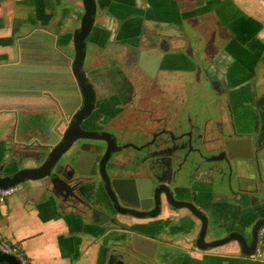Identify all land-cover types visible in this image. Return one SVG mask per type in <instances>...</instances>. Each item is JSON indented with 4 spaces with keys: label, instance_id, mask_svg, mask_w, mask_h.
Instances as JSON below:
<instances>
[{
    "label": "flooded vegetation",
    "instance_id": "flooded-vegetation-1",
    "mask_svg": "<svg viewBox=\"0 0 264 264\" xmlns=\"http://www.w3.org/2000/svg\"><path fill=\"white\" fill-rule=\"evenodd\" d=\"M207 49L188 45L191 62L158 58L157 51L142 60L137 46L115 51L116 58L97 51L82 85L68 60L73 79L68 75L62 133L75 120L69 137L80 136L116 167L118 190L95 179L91 203L85 200L92 209L79 214L97 238L117 242L111 261L104 245L95 264H258L264 206L259 214L250 192L230 201L208 179L229 153L236 166L241 154L249 156L251 175L259 165L264 170V58L217 60ZM189 161L200 167L179 192L175 172ZM193 204L204 211L214 204V219L204 224ZM227 244H234L227 253L217 250Z\"/></svg>",
    "mask_w": 264,
    "mask_h": 264
},
{
    "label": "crops",
    "instance_id": "crops-1",
    "mask_svg": "<svg viewBox=\"0 0 264 264\" xmlns=\"http://www.w3.org/2000/svg\"><path fill=\"white\" fill-rule=\"evenodd\" d=\"M81 2L0 0V167L19 138L63 129L68 75L73 79L67 62L75 51L72 33ZM99 3L88 37L90 62L97 51L116 58L115 51L124 54L134 46L141 49L137 57L142 60L157 58V51L158 58L191 62L184 49L193 43L204 44L217 60L264 58V0ZM163 32L170 36L168 52L150 44L155 33ZM44 196L38 183L22 184L2 206L0 231L31 264H95L102 248L91 224L73 211L62 213ZM233 245L217 250L227 253ZM261 253L258 264H264V248Z\"/></svg>",
    "mask_w": 264,
    "mask_h": 264
},
{
    "label": "water",
    "instance_id": "water-1",
    "mask_svg": "<svg viewBox=\"0 0 264 264\" xmlns=\"http://www.w3.org/2000/svg\"><path fill=\"white\" fill-rule=\"evenodd\" d=\"M100 9L99 0H82L80 11H78L79 25L75 27L72 33L75 47L72 55V70L79 80V85H82L86 80L87 70L85 66L90 60L88 57V37L93 31L95 19ZM168 38L170 36L167 33H155L150 44L152 46L158 45L163 52H168L170 51ZM140 54L141 49L137 46L136 56L139 57ZM74 122L75 120H72L69 124L67 134H63L60 130H54L48 132L45 137L26 135L19 138L9 159L0 167V185L38 183L44 189L45 199L60 208L62 213H67L70 210L80 215L88 213L92 209L91 204L85 200L91 203L88 191L93 188V185H98L95 179L102 181L105 189L118 190L115 175L116 167L106 157V153L97 154L91 147L86 146L85 142L79 141L80 136L78 135L69 137ZM241 147L243 148V145ZM240 157L243 158V162H238L236 166L234 155L229 153L220 167L214 168L211 178L208 179V184L214 189H218L228 200L233 202L239 201L238 193H253L254 203L257 205L256 210L260 214L261 208L264 206V170L259 165L258 174L251 175L245 164L249 156L241 154ZM81 163H86L94 171L81 169ZM233 165H235L234 168ZM6 167L8 170H5ZM199 167L200 165L195 161H189L176 170L175 181L179 192L186 191L187 187L191 185L193 175ZM161 183L166 185L165 180H162ZM138 189H141L140 184ZM193 205L196 208V210L193 209V213L202 219L204 224L208 225L214 219L215 211L212 208L214 204L206 211L196 204ZM244 205L246 206V203ZM258 222L262 225L264 218L259 219ZM81 231H84V228ZM230 239L232 236L221 242H209L206 245L198 244V247H214ZM98 240L101 248L106 245L107 255H109L108 261H111L115 251L113 247H117V242L99 238ZM240 242L244 247L245 242ZM243 252L250 255L252 250L244 249ZM0 262L22 264L16 255L1 250Z\"/></svg>",
    "mask_w": 264,
    "mask_h": 264
},
{
    "label": "built area",
    "instance_id": "built-area-1",
    "mask_svg": "<svg viewBox=\"0 0 264 264\" xmlns=\"http://www.w3.org/2000/svg\"><path fill=\"white\" fill-rule=\"evenodd\" d=\"M21 186H22L21 183L8 185V186L0 185V219L3 214L2 206L10 196H12L15 192H17L21 188ZM0 250L3 252L16 255L21 260L22 264H31L25 251L15 242L9 239L6 235H4L1 231H0Z\"/></svg>",
    "mask_w": 264,
    "mask_h": 264
},
{
    "label": "trees",
    "instance_id": "trees-1",
    "mask_svg": "<svg viewBox=\"0 0 264 264\" xmlns=\"http://www.w3.org/2000/svg\"><path fill=\"white\" fill-rule=\"evenodd\" d=\"M1 264H6L5 262H0Z\"/></svg>",
    "mask_w": 264,
    "mask_h": 264
}]
</instances>
